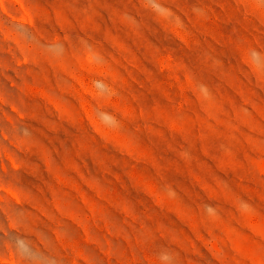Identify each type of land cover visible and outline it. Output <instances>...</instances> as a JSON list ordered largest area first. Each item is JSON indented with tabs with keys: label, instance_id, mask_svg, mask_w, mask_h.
Here are the masks:
<instances>
[{
	"label": "rangeland",
	"instance_id": "374dc122",
	"mask_svg": "<svg viewBox=\"0 0 264 264\" xmlns=\"http://www.w3.org/2000/svg\"><path fill=\"white\" fill-rule=\"evenodd\" d=\"M0 264H264V0H0Z\"/></svg>",
	"mask_w": 264,
	"mask_h": 264
}]
</instances>
